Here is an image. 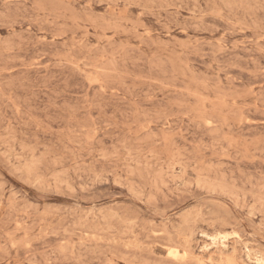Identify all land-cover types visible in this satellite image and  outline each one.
I'll return each mask as SVG.
<instances>
[{"label":"rangeland","instance_id":"rangeland-1","mask_svg":"<svg viewBox=\"0 0 264 264\" xmlns=\"http://www.w3.org/2000/svg\"><path fill=\"white\" fill-rule=\"evenodd\" d=\"M262 256L264 0H0V264Z\"/></svg>","mask_w":264,"mask_h":264},{"label":"bare ground","instance_id":"bare-ground-1","mask_svg":"<svg viewBox=\"0 0 264 264\" xmlns=\"http://www.w3.org/2000/svg\"><path fill=\"white\" fill-rule=\"evenodd\" d=\"M146 32H147V31H146ZM29 165H30V164H29ZM198 178H199V177H198ZM203 179H204V178H203ZM187 217H188V216H187ZM196 229H197V228H196ZM213 229H214V228H213ZM195 231H196V230H195ZM195 231H194V232H195ZM231 232H233V231H231ZM218 233H219V232H218ZM234 233H235V232H234ZM154 234H155V233H154ZM219 234H220V233H219ZM190 235H191V234H190ZM190 235H189V236H190ZM223 235H224V234H222L221 236H223ZM225 235H229V234H225ZM225 235H224V236H225ZM221 236H220V235H219V236H217V235L212 236V241H213V242H215V241L217 242V238H218V237L221 238ZM237 237H238V236H237ZM180 238H181V237H180ZM225 239H226V237H225ZM225 239H224V240H225ZM238 239H239V238H238ZM238 239H237V240H238ZM180 240H181V239H180ZM185 240H186V239H185ZM218 240H219V239H218ZM237 240H236V241H237ZM239 240H240V239H239ZM178 241H179V240H178ZM178 241H177V242H178ZM222 241H223V240H222ZM179 242H180V241H179ZM185 242H186V241H185ZM216 242H215V244H216ZM218 243H219V242H218ZM226 243H228V242H226ZM226 243H225V244H226ZM238 243H240V242H238ZM181 244H182V242H181ZM220 244H221V242H220ZM225 244H224V246H225ZM244 244H245V243H244ZM184 245H186V243H184ZM222 245H223V244H222ZM237 245H238V244H237ZM238 246H239V245H238ZM243 246H244V245H243ZM245 246H246V245H245ZM245 246H244V247H245ZM228 247H229V246H228ZM239 247H240V246H239ZM179 248H180V247H179ZM223 248H224V247H223ZM176 249H177V248H176ZM176 249H175V250H176ZM203 249H204V248H203ZM248 249H250V248H248ZM169 250H170V249H169ZM179 250H181V249H179ZM183 250H184V249H183ZM204 250H205V249H204ZM225 250H226V248H225ZM173 251H174V250H171V251H168V252H171V253H173V254H175V255L178 254L177 251H175V252H173ZM181 251H182V250H181ZM230 251H231V250H230ZM244 251H246V249H245ZM225 252H226V251H225ZM225 252H223V253L225 254ZM227 252H228V251H227ZM227 252H226V253H227ZM246 252H248V251H246ZM253 252H255V251H253ZM183 253H184V251H183ZM185 253H186V252H185ZM219 253H220V252H219ZM223 253H222V254H223ZM228 253H229V252H228ZM250 253H251V252H250ZM224 254H223V255H224ZM232 254H233V253H232ZM244 254H245V253H244ZM254 254H256V253H254ZM254 254H253V255H254ZM257 254H258V253H257ZM168 255H169V254H168ZM173 256H174V255H173ZM173 256H172V257H173ZM178 256H179V255H178ZM180 256H181V255H180ZM185 256H186V255H185ZM247 256H248V255H247ZM257 256H258V255H257ZM259 256H260V255H259ZM242 257H243V256H242ZM262 257H263V256H262ZM176 258H177V256H176ZM178 258H179V257H178ZM178 258H177V261H178ZM181 258H182V257H181ZM181 258H180V259H181ZM209 258H212V257H209ZM248 258H249V257H248ZM253 258H255V257H253ZM263 258H264V257H263ZM172 259L174 260V257H173ZM183 259H184V257H183ZM214 259H215V258H214ZM175 260H176V259H175ZM210 260H211V259H210ZM228 260H229V259H228ZM238 260H239V259H238ZM241 260H243V259L241 258ZM212 261H213V260H212ZM217 261H218V260H217ZM219 261H220V260H219ZM226 261H227V260H226ZM230 261H231V260H230ZM233 261H234V260H233ZM251 261H252V260H251ZM260 261H261V259L259 258V262H260ZM112 262H113V261H112ZM199 262H200V261H199ZM214 262H215V261H214ZM231 262H232V261H231ZM231 262H229V263H231ZM241 262H242V261H241ZM246 262H247V261H246ZM252 262H253V261H252ZM255 262H256V261H255ZM259 262H258V263H259ZM226 263H228V262H226ZM244 263H245V262H244ZM244 263H243V264H244ZM198 264H199V263H198ZM216 264H217V263H216ZM238 264H239V263H238Z\"/></svg>","mask_w":264,"mask_h":264}]
</instances>
